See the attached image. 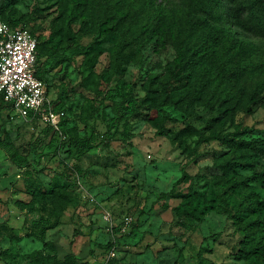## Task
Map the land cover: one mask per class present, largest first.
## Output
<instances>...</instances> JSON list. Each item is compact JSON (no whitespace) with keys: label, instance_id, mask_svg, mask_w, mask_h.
<instances>
[{"label":"rangeland","instance_id":"rangeland-1","mask_svg":"<svg viewBox=\"0 0 264 264\" xmlns=\"http://www.w3.org/2000/svg\"><path fill=\"white\" fill-rule=\"evenodd\" d=\"M186 2L157 0L168 8ZM0 11L37 36L47 97L60 117L52 131L40 119L0 111V264H27L39 250L60 259L72 253L83 264H264L262 252H254L264 242V223L249 225L241 211L250 206L255 217L254 202L264 203V188L249 168L252 163L260 171L263 162L243 159L222 140L249 143L248 149L264 140V93L250 113L213 128L202 106L187 120L164 108L172 120L159 134L147 109L135 114L121 105L144 97L148 77L165 74L177 59L173 46L160 40L132 45L129 62L108 88L112 44L103 43L96 61L87 62L76 47H86L94 35L80 21L68 28L64 0H0ZM241 34L262 53L264 32L250 25ZM68 35L74 48H66ZM60 57L68 60L60 63ZM188 124L201 136L174 139ZM67 137L96 138L98 145L81 153L64 142ZM227 161L236 163V172L224 176L220 163ZM37 188L44 197L31 192ZM17 201H33L35 211L19 210ZM192 206L203 210L200 220L180 214ZM53 211L59 224L46 231L44 246L28 236L29 228Z\"/></svg>","mask_w":264,"mask_h":264},{"label":"trees","instance_id":"trees-1","mask_svg":"<svg viewBox=\"0 0 264 264\" xmlns=\"http://www.w3.org/2000/svg\"><path fill=\"white\" fill-rule=\"evenodd\" d=\"M67 12L68 28L80 21L83 31L92 33L94 38L86 47L77 46L79 54L86 56L87 62H95L100 55L99 47L109 42L112 59V74L106 79L108 88L113 86L119 70L129 62V49L132 45L141 47L150 42L160 40L171 45L177 51V59L170 63L164 75L148 77L145 95L138 101L129 97L121 107L128 105L131 112L138 114L145 108V117L157 127L159 134L164 133L165 124L172 120L170 108L179 112L183 120L191 117L197 106H202L211 113L208 127L213 128L219 122L232 119L237 113H250L257 105L264 93V49L260 53L259 47L242 37V32L253 25L264 32V0H187L183 7H165L157 0H64ZM0 18L11 28L25 26L26 23L7 19L0 11ZM29 28V27H28ZM37 40L36 48V76L45 84L44 69L40 63L42 55ZM68 49L75 47L74 35L67 36ZM58 49L53 53L57 55ZM262 55L259 61L257 57ZM66 57L58 61L64 63ZM111 89H108L110 91ZM46 92L48 89L46 87ZM54 109L56 103L51 102ZM10 110L5 107L0 97V111ZM161 112V116L159 113ZM36 119V118H35ZM33 119V120H35ZM49 130L53 127L47 125ZM201 136L200 130L192 125H186L174 135V139L182 136ZM239 150L243 159L251 157L262 160L263 168L254 171L251 177L261 188H264V140L256 141L248 149L249 143L236 142L222 138ZM96 138L83 140L66 138L70 147L83 153L96 148ZM63 142V143H64ZM258 144V145H257ZM236 163L227 161L220 163L224 176L229 172H236ZM245 183L244 179L238 183ZM31 191L36 197H44L45 191L35 189ZM258 213L251 215L250 206L242 205L243 220L254 225L256 219L264 223V203L254 202ZM19 210L27 213L35 211L33 201L16 202ZM202 209L195 206L183 208L181 215L200 220ZM262 211V212H260ZM54 219L51 221V219ZM59 224V214L52 212L47 218L32 221L28 236L44 246L46 231ZM259 248V250H257ZM256 251L264 255V242L258 241ZM253 252V253H254ZM27 264H83L72 253L58 258L56 254L43 250L28 257Z\"/></svg>","mask_w":264,"mask_h":264},{"label":"built area","instance_id":"built-area-1","mask_svg":"<svg viewBox=\"0 0 264 264\" xmlns=\"http://www.w3.org/2000/svg\"><path fill=\"white\" fill-rule=\"evenodd\" d=\"M37 40L28 27L11 28L0 18V97L14 116L40 119L56 128L59 115L36 76ZM128 220V219H127Z\"/></svg>","mask_w":264,"mask_h":264}]
</instances>
